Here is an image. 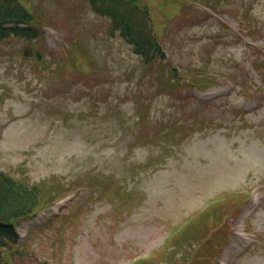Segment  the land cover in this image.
<instances>
[{"label": "rangeland", "instance_id": "rangeland-1", "mask_svg": "<svg viewBox=\"0 0 264 264\" xmlns=\"http://www.w3.org/2000/svg\"><path fill=\"white\" fill-rule=\"evenodd\" d=\"M109 2L0 0L28 17L0 36V192L19 208L68 189L0 264H127L222 196L159 264H264V0ZM111 7L162 55L144 62Z\"/></svg>", "mask_w": 264, "mask_h": 264}, {"label": "trees", "instance_id": "trees-1", "mask_svg": "<svg viewBox=\"0 0 264 264\" xmlns=\"http://www.w3.org/2000/svg\"><path fill=\"white\" fill-rule=\"evenodd\" d=\"M105 5L107 6L110 0H104ZM123 2V1H122ZM127 7L132 8L134 10H139V5L137 3L135 4H130V3H124ZM211 4V3H209ZM212 5V4H211ZM0 18V36L6 35V34H11L14 30H17L18 23H23L25 22L28 17H26V14L24 12L19 11L18 9H15L13 12L12 10L9 11L8 13H5L4 15ZM109 16L111 19V22L114 26H122L123 21L121 17L126 18L129 22H134L132 29L130 33L133 36V40H131L135 46L136 49H138L139 53L144 57L142 58L146 62V55L143 54H148V48L151 46V51H150V59L153 58L158 51H153V48H158V44L156 43L157 41L155 39L150 40H142L146 39L150 36L151 37V30L144 28V25L142 24V20L139 19L136 21L134 18H137V15L133 13L132 11L126 9L125 7L117 10L114 7H111L109 10ZM146 15H144V18ZM150 18V17H149ZM6 23H13L11 26H5ZM20 29V28H19ZM147 30V31H146ZM37 34V33H36ZM122 34L125 35V29L122 30ZM138 53V54H139ZM33 190L35 192H38L37 187H33ZM23 201V199H21ZM21 201V202H22ZM21 204L20 201H18V196H4L0 192V246H10L11 244H14L18 240V236L15 232L14 229V223L20 220V218H24L28 216L29 214L33 213L39 205V200L38 199H27L23 205H20V207H17V204ZM191 226V225H190ZM188 226L184 231L188 230ZM183 231V232H184ZM181 233V235L183 234ZM179 238V237H178ZM168 251L159 259L155 261H141L136 264H159L162 260H164L167 257ZM183 257L179 260L176 261H169L167 264H196L197 261L200 263L203 262V260L200 259L202 256L201 254L192 251L190 249L188 256ZM204 257V256H202Z\"/></svg>", "mask_w": 264, "mask_h": 264}]
</instances>
